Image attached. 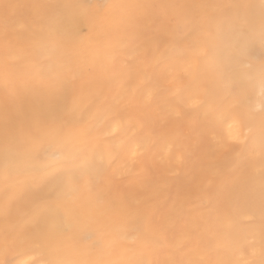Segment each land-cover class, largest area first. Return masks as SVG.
<instances>
[{
	"label": "snow or ice",
	"instance_id": "snow-or-ice-1",
	"mask_svg": "<svg viewBox=\"0 0 264 264\" xmlns=\"http://www.w3.org/2000/svg\"><path fill=\"white\" fill-rule=\"evenodd\" d=\"M45 7L33 4L22 13L18 0H7L6 19L0 27V177L17 174L4 185L0 216H11L23 199L38 209L28 223L46 220L44 238L63 239L72 209H63V222L46 215L52 206L48 194L59 189L60 195L75 201L81 193L93 192V178L101 177L120 157L111 180L139 177L128 185L134 201L121 199L120 206L133 219L142 264H224L225 252L232 264L264 259V134L253 153L254 173L261 181L247 196L241 195L236 182L216 186L219 172L215 169L190 182L182 174L183 153L176 156L174 166L153 177L143 160V153L157 139L151 131L128 146V132L143 127L152 115L138 106L151 105L162 90L183 100V83L197 84L201 67L211 70L215 87L223 94L234 83L230 65L237 64L245 78H253L257 61L250 49L254 42L243 28L252 7L264 19V0L254 5L247 0L203 3L196 28L185 15L163 41L136 44L105 41L95 45L59 15L47 14ZM74 14L88 16L89 10L78 6ZM189 31L194 32L193 46L180 40ZM259 44L264 48V31ZM85 51L92 53L87 61L92 70L79 62ZM166 56L182 59L162 65ZM260 63L262 76L254 87L257 99L244 105L252 121L264 118V60ZM118 129L122 134L115 136ZM193 137L198 141L200 132L193 130ZM74 138L78 145L73 144ZM228 139L244 142L238 124L229 125ZM90 142L102 145L101 150L82 154L80 145ZM169 151L166 147L163 156ZM239 155L234 153L233 158ZM65 161H72L71 166H65ZM49 167L51 171L40 174V169ZM93 203L107 206L99 193ZM154 249L164 254L154 255ZM51 251L63 255L60 250Z\"/></svg>",
	"mask_w": 264,
	"mask_h": 264
},
{
	"label": "clouds",
	"instance_id": "clouds-1",
	"mask_svg": "<svg viewBox=\"0 0 264 264\" xmlns=\"http://www.w3.org/2000/svg\"><path fill=\"white\" fill-rule=\"evenodd\" d=\"M211 2L214 0H18L22 13H26L33 4L48 6L44 9L47 14L59 15L64 23L74 27L95 45L105 41H127L130 44L163 41L185 15L191 19L192 28H196L201 18L199 5ZM247 2L254 5L256 0ZM109 5L114 7L109 8ZM78 6L87 7L89 15L74 14ZM248 13L249 23L243 31L254 42L250 52L257 63L252 79L245 78L237 64L230 65L234 83L231 91L223 94L215 87V76L211 70L201 67L197 84L188 81L183 83V100L168 96L167 91L162 90L151 105L138 106L141 111L152 115L146 119L143 127L128 132V146L149 131L157 135L156 141L143 153V160L153 177L158 171L174 166L176 156L183 153L182 174L186 173L190 182H196L215 169L219 172L216 177L218 187L236 182L241 195L247 196L259 186L261 178L254 173L256 162L253 153L264 134V118L257 117L252 121L244 105L257 99L254 87L262 76L260 62L264 60V48L260 46L259 40L264 31V19L255 7L250 8ZM6 15L7 0H0V27ZM93 17L99 23L94 24ZM211 22L210 18V25ZM193 36L192 31L182 34L181 43L193 46ZM91 54L85 51L79 60L87 70H92L87 63ZM180 59L166 56L162 65ZM193 98H198L199 102L193 103ZM109 101L110 97L103 103ZM234 123L238 124L245 137L242 144L228 139L229 125ZM193 130L200 132L198 141L194 140ZM121 134L122 131L118 129L114 135ZM73 144L78 145V139L74 138ZM166 147L170 151L167 156H163ZM80 148L82 154H87L101 150L102 145L90 142L80 145ZM237 152L240 155L234 159L233 154ZM2 158L0 153V160ZM119 162L120 157L114 159L101 177L93 178V192H83L75 201L60 195L59 189L48 194L52 206L46 215H54L63 222V209H72L63 239L44 238L48 228L46 220L35 225L29 224L28 220L37 214L38 209L23 199L17 202L11 216H0V264H142V245L133 238V219L130 212L120 206L121 199L134 201L135 195L130 192L128 185L139 177L132 175L112 181V168ZM71 164L72 161L64 162L65 166ZM51 170L49 167L39 172L44 174ZM14 175L17 174L0 177V204L6 198L4 185ZM76 176L78 178L79 173ZM96 193L103 196L107 206H94ZM85 228L87 231L83 230ZM51 250H60L63 255ZM163 254L162 250L154 249V255ZM223 256L224 264H232L229 253L225 252ZM251 264H264V259L253 258Z\"/></svg>",
	"mask_w": 264,
	"mask_h": 264
}]
</instances>
